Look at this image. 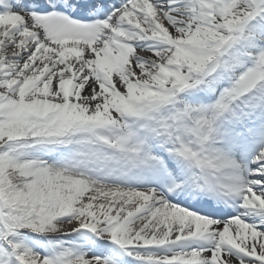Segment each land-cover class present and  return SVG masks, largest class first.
Here are the masks:
<instances>
[{
    "label": "snow or ice",
    "instance_id": "6c2138e0",
    "mask_svg": "<svg viewBox=\"0 0 264 264\" xmlns=\"http://www.w3.org/2000/svg\"><path fill=\"white\" fill-rule=\"evenodd\" d=\"M0 264H264V0H0Z\"/></svg>",
    "mask_w": 264,
    "mask_h": 264
}]
</instances>
